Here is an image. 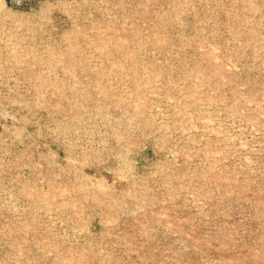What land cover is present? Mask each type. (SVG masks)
<instances>
[{"label":"rangeland","instance_id":"rangeland-1","mask_svg":"<svg viewBox=\"0 0 264 264\" xmlns=\"http://www.w3.org/2000/svg\"><path fill=\"white\" fill-rule=\"evenodd\" d=\"M0 264H264V0H0Z\"/></svg>","mask_w":264,"mask_h":264}]
</instances>
